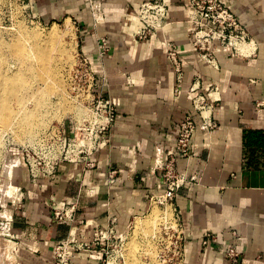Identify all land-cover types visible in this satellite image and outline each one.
Segmentation results:
<instances>
[{
    "label": "crops",
    "instance_id": "1",
    "mask_svg": "<svg viewBox=\"0 0 264 264\" xmlns=\"http://www.w3.org/2000/svg\"><path fill=\"white\" fill-rule=\"evenodd\" d=\"M100 1L106 19L98 26L92 0H30L40 19L78 24L82 52L106 75L104 89L116 105L117 119L105 142L87 157L91 168L84 161L61 162L54 178L34 184L27 166L17 167L13 177L22 193L14 188L11 200L22 199L10 210L0 196L5 205L0 218L4 212L8 219L13 216L14 236L5 241L10 249L0 253V264H54L59 241L113 221L122 233L133 223V232L136 221L152 212L151 197L166 188L158 165L176 155L183 117L190 113L201 120L190 98L198 85L219 99L214 112L219 128L212 134L199 129L190 157L177 160L180 174L196 178L174 201L185 232L183 264H264V0H225L261 46L245 45L241 54L256 49L249 58L223 50L218 67L189 40L190 0H166L167 33L147 41L134 40L141 24L131 17L143 0ZM102 37L110 50L101 62ZM166 38L177 45L184 70L180 84L166 57ZM63 127L73 134L72 121ZM111 172H116L113 183ZM63 200L76 204L74 223L53 219L52 202ZM232 249L236 254L230 257ZM77 261L105 264L100 254L81 253Z\"/></svg>",
    "mask_w": 264,
    "mask_h": 264
},
{
    "label": "built area",
    "instance_id": "2",
    "mask_svg": "<svg viewBox=\"0 0 264 264\" xmlns=\"http://www.w3.org/2000/svg\"><path fill=\"white\" fill-rule=\"evenodd\" d=\"M92 1L94 4V0ZM169 9L166 0H143L138 12L133 16L141 24L133 35L134 40H152L159 33L166 35L169 26ZM187 21L191 25L189 35L191 44L200 56L214 67L219 66L218 55L223 50L228 51L234 57L249 58L257 49L256 47L251 53L241 54L239 45L253 44L255 40L225 0H190ZM165 46L166 57L174 67L177 83L180 84L184 78V70L177 45L166 38ZM109 50L108 39L102 37L98 60L102 62ZM74 69L72 92L78 93L73 97L86 105L90 109V114L82 122H73L72 135L64 127H61L56 133L45 131L39 134L32 143L23 145L21 149L13 146L14 141L10 140L9 134L5 135L6 142H9L4 158V161L7 162L5 167L9 165L14 172L16 167L26 165L30 180L34 184H39L43 179L54 178L56 169L61 162L84 161L87 167L91 168L93 163L87 162V157L99 144L105 142V132L117 119L116 105L111 97L106 95L104 89L107 77L104 72L98 71L97 63L82 52ZM131 81L129 78L128 82ZM214 95L215 92L209 95L202 93L199 90V85L193 89L190 98L201 120L197 122L190 113L183 117L176 155L169 161H162L163 163L158 165L163 172L161 181L166 188L162 193L151 197L150 208L154 203L162 208L170 205L173 216L171 219L165 218L161 222L157 263L155 264H183L184 262L185 232L180 216L174 207V201L182 187L195 181L196 178L180 174L177 169V160L190 157L192 142L199 129L212 134L219 128L214 118L219 99ZM115 174L116 172L109 173L108 181L110 183L114 182ZM14 177H12V181L21 195L22 187L16 185ZM1 178L5 180L6 175L1 174ZM21 199H17L16 202L15 200L9 201L6 207L11 210L12 207L17 206ZM0 206V212H2L5 205L0 203ZM51 207L56 223L68 224L76 221V204L65 200L53 201ZM12 223L13 216L10 219L0 218L1 239L11 241L14 239L11 231ZM132 224L129 229L132 228ZM4 229L5 232H3ZM129 235L127 232H120L114 221L105 227L95 226L88 234L59 241L54 248V264H80L77 261V255L81 253L100 254L105 264H126L123 249ZM235 254L233 249L229 253L230 257Z\"/></svg>",
    "mask_w": 264,
    "mask_h": 264
},
{
    "label": "rangeland",
    "instance_id": "3",
    "mask_svg": "<svg viewBox=\"0 0 264 264\" xmlns=\"http://www.w3.org/2000/svg\"><path fill=\"white\" fill-rule=\"evenodd\" d=\"M98 3L100 9H97L96 0L94 4L91 2L90 6L95 18L94 24L100 26L105 23L106 17L101 1L99 0ZM95 10L99 11V16ZM133 16L131 17L135 19ZM70 23L71 31L68 30L64 20L40 19L33 11L30 0H0V81L4 80V86L7 88L12 83L21 84L22 81L27 80L29 82L27 85H30L34 91L28 92L26 99L27 107H30L34 113L29 120L19 123L18 118L15 119L16 115L12 113L4 118L0 117V125H3V128L0 126V196L3 188H6L8 175L13 177L17 169L16 167L13 172L9 165L8 168L5 167L7 162L4 158L9 144L5 135L9 134L11 138L9 139L14 141L13 146L21 149L23 145L37 139L39 134L45 131L56 133L66 122L79 123L90 114V109L73 97L78 93L72 92V78L78 57L82 53V45L78 24L75 21ZM52 28H55V31ZM254 40L257 48L261 46V43ZM66 46L67 49H71L70 60L63 58ZM6 77L10 80L6 81ZM4 98H8L6 92ZM1 174H7L5 180L1 178ZM156 206L162 211L159 212L156 208L159 221L155 218L151 220L152 222L146 220L144 223L146 226L141 225L143 229L140 228L139 233L133 234L132 228L128 230L127 233L132 232L134 236L132 237V234L129 235L130 237L127 236L124 244L123 255L126 264L157 263L161 222L163 218L168 220L172 218L164 217V214L166 215L172 208L168 206L162 208L158 204Z\"/></svg>",
    "mask_w": 264,
    "mask_h": 264
},
{
    "label": "bare ground",
    "instance_id": "4",
    "mask_svg": "<svg viewBox=\"0 0 264 264\" xmlns=\"http://www.w3.org/2000/svg\"><path fill=\"white\" fill-rule=\"evenodd\" d=\"M66 26L68 27V30L69 31H71L72 30V25H71V23H70V20H68V21H66ZM52 30L53 31H55V28H52ZM52 30H50L51 32H52ZM51 35H53V33H51ZM56 36V35H55ZM254 44V43H253ZM245 45H248V44H240L239 45V49H240V51H241V49L245 46ZM254 46V45H253ZM41 49V48H40ZM254 49H255V46H254ZM70 50L71 49H67V46H66V50H64V55H63V58L64 59H69L70 58V54H69V52H70ZM72 50H74V47H72ZM249 50V49H248ZM253 50V49H252ZM41 51H42V49H41ZM247 51V50H246ZM242 54H245V53H242ZM70 60V59H69ZM5 80L7 81V80H10V79H8L7 77L5 78ZM15 81V80H14ZM27 83H29L27 80H25V81H22L21 82V84H15V85H13V83L12 84H10V85H8L7 86V88H6V86H4V84H5V82H4V80H1L0 81V117H5L6 115H9V114H15L16 115V117H15V119H17V120H19V123H20V121L21 122H25V120L26 119H30L31 117H32V115L34 114L33 113V111H31V109H30V107H27V103H26V99L28 98L27 96L29 95V93H32V92H34V91H32V87L29 85H27ZM7 93V95H8V98L7 99H5L4 98V93ZM29 92V93H28ZM28 94V95H27ZM31 96V95H30ZM27 107V108H26ZM1 127L3 126V125H0ZM7 126V125H6ZM33 126H36V124H33ZM8 127V126H7ZM6 127V128H7ZM3 128V127H2ZM8 168V167H7ZM10 169V168H9ZM6 171H7V169H6ZM8 172V171H7ZM7 175V174H6ZM7 185H6V188H3V190H2V195H1V197H2V199H3V202H9V201H11V197H13L12 195H13V193H14V189L13 188H16V187H13V183H12V177L10 176V174L8 175V177H7ZM0 192H1V190H0ZM18 192V191H17ZM20 193V192H19ZM20 195V194H19ZM17 196V195H16ZM19 197V196H18ZM16 198V197H15ZM14 198V199H15ZM16 200V199H15ZM1 203V202H0ZM5 204H7V203H5ZM169 208L171 207L170 205H167ZM153 209H152V212L146 217V218H144V219H138L137 221H136V223H135V226H134V229H133V234L134 233H136V232H141L140 231V228L142 227L141 225H143L145 222H146V220H148V221H153L154 220V218H155V220L157 219L158 221H159V219H158V211L159 212H162V211H160V210H158L159 208H157V206H156V203H154L153 204V207H152ZM156 208H157V210H156ZM171 209V208H170ZM5 210V209H4ZM7 211V210H6ZM166 211V210H165ZM161 215H163V213H161ZM9 216V214H8V212H4V214L2 215V219H8L7 217ZM168 216L170 217H172L173 216V211H172V209L171 210H168V213H166V215L164 214V217H167L168 218ZM159 217H160V215H159ZM162 218H163V216H162ZM164 219V218H163ZM162 219V220H163ZM161 220V219H160ZM147 221V222H148ZM151 221V222H152ZM145 226H146V224H144ZM143 225V226H144ZM152 225V224H151ZM150 225V226H151ZM155 225V224H154ZM156 225H158V223L156 222ZM155 225V226H156ZM160 225V224H159ZM158 227V226H157ZM150 228V227H149ZM141 229H143V228H141ZM157 229V228H156ZM161 229V228H160ZM6 230H7V226H6ZM147 231V230H146ZM152 231V230H151ZM3 232H5V229H4V231ZM157 232V231H156ZM145 233V232H144ZM147 233V232H146ZM153 233H154V231H153ZM132 234V237L134 236ZM153 235V234H152ZM131 236V235H130ZM129 236V237H130ZM157 236V235H156ZM1 239V238H0ZM131 239V238H130ZM1 241V240H0ZM5 241H8V240H4V242H3V240H2V242L0 243V253L1 252H5L6 253V251L8 250V252H9V249L10 248H8V244H6L5 243ZM131 241V240H130ZM14 244V243H13ZM13 246V245H12ZM13 249V248H12ZM12 249H11V251H12ZM12 253V252H11ZM4 254V253H3ZM10 254V253H9ZM8 254V256H10ZM6 255V254H5ZM153 255V254H152ZM1 256H2V254H1ZM13 256V255H12ZM124 256V255H123ZM6 258V257H5ZM10 258V257H9ZM8 258V259H9ZM14 258V257H13ZM124 258H125V256H124ZM15 259V258H14ZM13 259V260H14ZM3 261V260H2ZM16 261V260H15ZM155 261V260H154ZM3 263V262H2Z\"/></svg>",
    "mask_w": 264,
    "mask_h": 264
}]
</instances>
